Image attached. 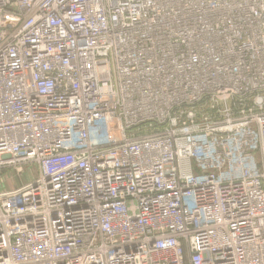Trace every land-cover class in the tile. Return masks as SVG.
Here are the masks:
<instances>
[{"label":"built area","instance_id":"built-area-1","mask_svg":"<svg viewBox=\"0 0 264 264\" xmlns=\"http://www.w3.org/2000/svg\"><path fill=\"white\" fill-rule=\"evenodd\" d=\"M0 264H264V0H0Z\"/></svg>","mask_w":264,"mask_h":264},{"label":"rangeland","instance_id":"rangeland-1","mask_svg":"<svg viewBox=\"0 0 264 264\" xmlns=\"http://www.w3.org/2000/svg\"><path fill=\"white\" fill-rule=\"evenodd\" d=\"M8 177H7V179H14L15 177L14 176H16L14 173H12V174H9V175H7ZM10 177V178H9ZM24 178H27V177H24ZM16 180H14V183H13V185L14 184H16ZM9 187H11V186H9Z\"/></svg>","mask_w":264,"mask_h":264}]
</instances>
